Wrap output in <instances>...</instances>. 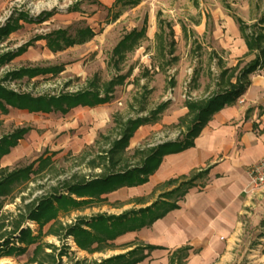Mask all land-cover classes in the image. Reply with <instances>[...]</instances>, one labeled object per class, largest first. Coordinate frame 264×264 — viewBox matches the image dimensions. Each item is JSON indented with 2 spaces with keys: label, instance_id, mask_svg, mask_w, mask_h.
Segmentation results:
<instances>
[{
  "label": "rangeland",
  "instance_id": "1",
  "mask_svg": "<svg viewBox=\"0 0 264 264\" xmlns=\"http://www.w3.org/2000/svg\"><path fill=\"white\" fill-rule=\"evenodd\" d=\"M114 2L0 0V33L14 26L9 33L0 34V56L15 54L0 67V85L19 94L38 97L76 93L87 90L95 75H98L100 83L110 81L116 75L110 66L113 49L127 32L143 27L144 21L147 28V38L128 54L121 65L120 73H129V76L116 88L107 105L78 106L66 114L30 113L8 106L7 114L0 113V138L21 128H30L31 133H36L29 143V155L8 166L13 171L33 164V171L28 180L20 179L11 184L9 195L0 197V225H3L0 227V264H40L39 261H31L36 258L46 264H94L121 253V246L115 242L102 252L76 250L67 229L80 220L100 214L121 215L140 209L143 206L136 204L135 190H121L105 202L61 211L53 225L55 233L51 235L47 234L48 224L40 229L29 215L40 200L50 197L55 190L58 194L66 193L63 189L66 181L90 180L102 172V167L90 168V161H98L101 151L109 149V142L103 137H114L118 120L145 116L161 103L169 102L157 122L142 126L131 139L125 156L132 166L140 160V156L134 155L136 150L182 139L186 129L175 125L186 110L185 102L209 97L217 91L218 60L232 67L239 59H242L243 66L253 58L241 57L244 40L232 13L249 25L256 23L264 13V0H142L135 7L125 8L115 18L120 8L115 7ZM160 12L162 18L172 24L175 55L179 57L177 62L167 67L166 72L156 67ZM86 27L96 33L90 41L57 52L48 48L47 35L60 29L75 35L78 29ZM21 49L24 50L19 52ZM54 66H63L64 70L32 79H13L10 76L23 68ZM254 75L264 79V69ZM46 154L51 160L39 169L38 159ZM75 177L78 179L73 181ZM146 198L154 202L159 196L153 192L146 194ZM23 217L24 221L16 229ZM27 229L36 237L34 243L19 240L22 231ZM6 239L10 241L8 247ZM240 239V247L236 249L240 258L227 259V264H264V225H247ZM11 247L17 250L5 256L4 251ZM19 249H24V252H19Z\"/></svg>",
  "mask_w": 264,
  "mask_h": 264
},
{
  "label": "trees",
  "instance_id": "2",
  "mask_svg": "<svg viewBox=\"0 0 264 264\" xmlns=\"http://www.w3.org/2000/svg\"><path fill=\"white\" fill-rule=\"evenodd\" d=\"M141 2L142 0H115L114 6L120 8L115 14V18H118L125 8L135 7ZM227 8L231 10L229 6ZM232 16L238 24L241 37L247 46L248 52L246 56L253 55V58L243 66V61L238 60L236 65L232 67H227L223 60H218L220 73L217 78V91L209 97L195 100L189 99L185 102L187 112L179 118L178 124L175 125L176 127L186 129V134L182 139L166 142L145 150H136L134 155L140 156V160L132 166L129 165V161L125 156L131 139L141 126L157 122L167 110L169 102L161 103L145 116L130 118L126 121L118 120L114 127V137H103L109 142V149L101 151L98 161H90V168L97 169L102 167V172L90 180L80 178L76 182L66 181L63 184V189L66 193L58 194L55 190L50 197L40 200L38 206L29 215L30 220L36 221L40 229H42L49 222L56 220L61 211L67 212L71 209L90 206L93 203H102L107 200L102 197L103 195L117 191L122 187L143 185L149 181V177L158 169L165 155L182 152L194 146L195 139L213 116L225 106L236 103L251 85V77L264 68V13L252 25L247 24L235 14ZM9 27L1 30V32L9 33L11 28H14V26ZM158 28L159 30L156 33L158 56L156 67L160 71L166 72L167 67L177 62L179 57L175 55L176 41L172 24L162 18L161 12L158 13ZM95 35V31L90 27L78 29L75 35H71L68 30L60 29L47 35L45 39H47L48 48L51 51L57 52L75 45L84 44L93 39ZM146 38L147 28L144 21L143 27L127 32L113 49L110 66L114 68L116 75L110 81L104 83H100L98 75H95L89 83V88L84 91L35 97L30 94L16 93L0 85V113L7 114L8 106H11L20 110H27L30 113L66 114L78 106L92 108L110 102L116 88L122 85L129 76V73H120L122 70L121 65L127 59L128 54L134 52ZM23 50L21 49L19 52ZM14 55L11 53L1 55L0 67L8 63ZM63 70V66L23 68L12 72L10 76L13 79H22L24 77L32 79L50 73L58 74ZM142 102L145 103V100ZM144 110L145 108L142 107V111ZM29 130L30 128L17 129L12 134L0 138V159L8 154L12 147L17 145ZM83 158L86 157L83 156ZM38 160L39 169H42L48 165L51 159L42 156ZM32 171L33 164L13 171H10L9 168H0V197L10 194L11 184L20 179L28 180ZM202 174L200 172L189 178L168 181L166 185L178 184V186L169 192L163 193L161 195L162 199L146 208L127 211L121 215L100 214L89 221L83 219L71 225L67 229V234L73 236L77 246L81 250L88 253L102 252L103 249L112 244L110 243L111 241L116 240L119 236L144 227H150L169 211L177 209V201L185 196ZM77 179L75 177L73 181ZM1 207L2 204H0ZM22 219L16 225V229L22 224L24 217ZM0 227H3V225H0ZM53 233H55V230L51 225L47 234ZM19 240L31 244L36 241V237H33L30 230L27 229L22 231ZM9 244V239H6L5 245L8 247ZM154 249H157V247L138 245L125 254L113 256L94 264H138L144 261ZM15 250H17L16 247L8 248L4 251V254L5 256H10ZM146 250L148 253H145ZM19 252H24V249H19ZM38 253L39 251L34 253V258ZM187 253L188 247L174 252L170 258V264H184L183 258L188 255ZM52 260L55 261V259ZM31 261H39L40 264H46L44 260L42 261L37 258L31 259Z\"/></svg>",
  "mask_w": 264,
  "mask_h": 264
},
{
  "label": "crops",
  "instance_id": "3",
  "mask_svg": "<svg viewBox=\"0 0 264 264\" xmlns=\"http://www.w3.org/2000/svg\"><path fill=\"white\" fill-rule=\"evenodd\" d=\"M244 45L241 57L245 58L248 49L245 42ZM256 77H251V85L236 103L225 106L213 116L195 139L193 147L165 155L147 183L122 187L102 196L107 199L121 190H135L136 204L143 206L140 209L146 208L162 199L163 193L178 186L166 185L168 181L203 173L177 201V209L169 211L150 227L127 232L111 241L121 246V253L117 255L138 245H151L157 249L138 264H170L172 254L184 247H188L184 264H227V259L240 258L236 249L240 247V238L247 225H264V188H248V171L264 156V79ZM185 109L179 118L186 114ZM35 135L30 130L24 134L19 143L0 159V168L24 160L30 153L29 143ZM153 192H157L159 199L151 202L146 194ZM55 221L49 222L48 228ZM69 237L75 249L84 252L73 236Z\"/></svg>",
  "mask_w": 264,
  "mask_h": 264
},
{
  "label": "built area",
  "instance_id": "4",
  "mask_svg": "<svg viewBox=\"0 0 264 264\" xmlns=\"http://www.w3.org/2000/svg\"><path fill=\"white\" fill-rule=\"evenodd\" d=\"M250 182L248 188L263 189L264 188V156L256 164L249 169Z\"/></svg>",
  "mask_w": 264,
  "mask_h": 264
}]
</instances>
